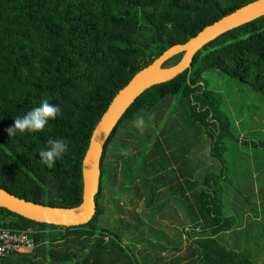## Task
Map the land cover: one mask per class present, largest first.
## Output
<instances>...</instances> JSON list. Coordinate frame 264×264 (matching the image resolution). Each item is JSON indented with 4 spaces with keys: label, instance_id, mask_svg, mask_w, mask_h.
Listing matches in <instances>:
<instances>
[{
    "label": "trees",
    "instance_id": "trees-1",
    "mask_svg": "<svg viewBox=\"0 0 264 264\" xmlns=\"http://www.w3.org/2000/svg\"><path fill=\"white\" fill-rule=\"evenodd\" d=\"M249 1L0 0V188L44 206H76L81 195V157L116 90L162 51ZM179 56L170 57L162 66L174 64ZM191 59L188 74L185 70L146 88L119 119L100 156V183L93 196L96 211L87 222L68 228L47 225L0 207V226L33 230L36 242L33 250L10 253L0 258V264H118L119 260L122 264H255L244 252L215 240L230 225L221 217L219 192L209 174L202 187L189 192L181 255L153 257L146 252V244L139 252L132 249L134 253L120 240L119 232L98 223L104 212L102 178L107 184V166L116 173V161L103 164L109 143L122 122L134 120L141 111L150 113L164 97L179 94L185 100L189 122L203 127L210 141L209 154L221 157L220 138L229 134L230 123L219 109L218 95L206 89L203 74L216 70L264 93V16L219 35ZM43 98L58 105L60 114L41 132L9 136L6 129L14 118L38 107ZM164 131L157 140L153 134L157 153L163 149ZM128 134L126 151L144 160L150 139L143 141L148 151L140 154L137 137ZM61 138L68 141L69 150L49 169L40 162L39 152L47 148L49 139ZM126 168L129 174L137 171L131 164ZM149 170L139 178L146 191L143 186L138 191L146 209L141 213L148 219L154 211L149 202L154 189L150 183L161 177ZM107 186L115 200V181ZM169 189L159 212L175 195V189ZM139 224L134 221L129 231Z\"/></svg>",
    "mask_w": 264,
    "mask_h": 264
},
{
    "label": "rangeland",
    "instance_id": "rangeland-1",
    "mask_svg": "<svg viewBox=\"0 0 264 264\" xmlns=\"http://www.w3.org/2000/svg\"><path fill=\"white\" fill-rule=\"evenodd\" d=\"M203 79L206 89L218 95L219 109L230 123L229 134L220 138L221 157L209 154L210 141L203 127L189 122L185 100L179 94L164 97L150 113L140 112L139 116L146 121L143 134L135 128L134 120L124 121L107 149L118 152L120 140L128 132L137 137L139 153L144 154L148 149L147 142H143L145 138L154 141V134L157 140L165 130L166 137L162 143L164 152L162 148L158 149L159 153L155 149L159 158L155 156L154 163L150 164L154 169H150L146 163V157L150 158L151 163L150 156L146 155L140 161L129 155L132 151L124 154L130 156L125 157L126 162L134 170H139L138 174L150 169V173L156 170L161 175L150 183V188L154 189L149 202L154 213L147 212L150 220L141 213L146 211L143 197L134 199L130 205L121 196L118 203L120 214L116 215L115 206L109 202L98 223L119 232L120 240L130 250L139 252L146 244V252L153 257L183 254L186 242L182 240L184 234L181 230L187 221L186 210L180 199H177V203L173 200L164 203L165 207L160 212L159 206L169 197V186L173 187L176 183L172 173L175 165L184 169L198 167L211 175L210 181L219 192L221 217L229 220L230 227L217 233L215 240L228 249L244 252L255 264H264V93L254 91L248 84L216 70L205 72ZM153 113L155 119L149 120V115ZM131 142L136 143V140ZM171 157L174 162L170 161ZM209 157L212 158L207 162ZM103 181L102 178V184ZM136 183L146 191L143 181ZM105 203L107 205L108 201ZM153 207H158V210ZM134 221L140 224L129 231ZM137 256L135 254L136 259ZM119 263L123 261L119 260Z\"/></svg>",
    "mask_w": 264,
    "mask_h": 264
},
{
    "label": "water",
    "instance_id": "water-1",
    "mask_svg": "<svg viewBox=\"0 0 264 264\" xmlns=\"http://www.w3.org/2000/svg\"><path fill=\"white\" fill-rule=\"evenodd\" d=\"M264 16V0H251L219 19L205 25L181 44H174L136 70L112 95L108 106L94 125L88 145L80 160L81 195L74 207L44 206L43 203L18 196L0 188V207L43 224L68 228L87 222L96 211L93 196L98 192L101 172L100 156L104 145L119 119L134 99L146 88L171 80L182 71L190 70L191 57L204 45L226 31ZM179 56L169 66H162L170 57Z\"/></svg>",
    "mask_w": 264,
    "mask_h": 264
},
{
    "label": "clouds",
    "instance_id": "clouds-1",
    "mask_svg": "<svg viewBox=\"0 0 264 264\" xmlns=\"http://www.w3.org/2000/svg\"><path fill=\"white\" fill-rule=\"evenodd\" d=\"M61 112V108L53 103L49 102L48 98H43L40 105L31 109L22 116L14 118V123L6 129L9 136H16L19 134L37 133L45 129L49 124V121L54 120ZM149 120L155 119V114H151L148 117ZM135 128L143 134L146 128V121L143 116H138L134 119ZM68 141L61 139H49L47 142V148L39 152L40 162L51 169L55 163L62 159L68 152Z\"/></svg>",
    "mask_w": 264,
    "mask_h": 264
},
{
    "label": "flooded vegetation",
    "instance_id": "flooded-vegetation-1",
    "mask_svg": "<svg viewBox=\"0 0 264 264\" xmlns=\"http://www.w3.org/2000/svg\"><path fill=\"white\" fill-rule=\"evenodd\" d=\"M129 135V134H128ZM130 137H127V135L123 136L120 140V148L122 149V152L119 151L118 153H116L114 150L115 149H110L105 151L104 153V161H116V173L113 174L110 166H107V171L106 173V178H107V184L103 183L102 184V207L103 209L108 208L109 206V202L113 203V205L115 206V210H117L116 215L120 214L119 213V209L120 206H118V203L120 202L119 198L121 196L124 197V199L130 203V205H132L133 200L139 198V187L137 186V181H139V178H141L142 176H144V174H138V171H133L132 174L127 173L125 170L127 169V165L128 162L125 161V152L126 148H125V144L126 141H129ZM149 155L151 157V163H149L150 158L147 159L148 164H152L154 163V156H155V139L154 141H150L149 144ZM151 150L154 152L151 154ZM135 151V150H133ZM137 158V157H136ZM138 159V158H137ZM139 160V159H138ZM150 169H151V165H150ZM132 170H133V166H132ZM128 171V170H127ZM126 172V173H125ZM113 180L115 181V187H116V195H115V200L112 199L113 193L111 192L110 188L107 186L109 185V182ZM105 201H108L107 205L105 203ZM109 212V210H107V213Z\"/></svg>",
    "mask_w": 264,
    "mask_h": 264
},
{
    "label": "crops",
    "instance_id": "crops-1",
    "mask_svg": "<svg viewBox=\"0 0 264 264\" xmlns=\"http://www.w3.org/2000/svg\"><path fill=\"white\" fill-rule=\"evenodd\" d=\"M212 157L205 158L207 162ZM171 162H174V158H170ZM174 164V163H173ZM176 180V182L173 186L175 189V195L169 200L168 203H170L172 200L176 203L178 202L177 199H180V202L182 203L183 207L187 208V201L189 198V192H192L194 190H197L198 188L203 186V178L207 173H204L201 168H181V166L176 164L174 171H173ZM188 186L190 189H188ZM180 205V203H178ZM181 208V206H179Z\"/></svg>",
    "mask_w": 264,
    "mask_h": 264
},
{
    "label": "built area",
    "instance_id": "built-area-1",
    "mask_svg": "<svg viewBox=\"0 0 264 264\" xmlns=\"http://www.w3.org/2000/svg\"><path fill=\"white\" fill-rule=\"evenodd\" d=\"M36 247L33 230L0 226V258L15 252H27Z\"/></svg>",
    "mask_w": 264,
    "mask_h": 264
}]
</instances>
